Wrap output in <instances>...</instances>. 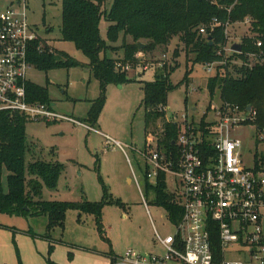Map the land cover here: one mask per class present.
<instances>
[{
    "label": "rangeland",
    "instance_id": "1",
    "mask_svg": "<svg viewBox=\"0 0 264 264\" xmlns=\"http://www.w3.org/2000/svg\"><path fill=\"white\" fill-rule=\"evenodd\" d=\"M18 1L0 0V12ZM112 3L107 0V10ZM26 5L27 21L35 28L42 46L63 52L75 62L73 67L48 72L32 66L26 80L46 91L47 103L53 104L55 113L79 123L56 120L25 124L26 164L44 161L63 166L55 187L41 183L40 197L34 200L92 204L107 200V204L99 214L101 231L94 214L74 209L65 212L62 227L52 228H47V216L36 213L34 206L22 215L0 213V264H119L116 257L128 250L160 255L162 249L155 244L154 232L165 236L174 229L166 208L145 187L144 164L138 154L143 151L145 133L142 87L160 76L168 78L175 89L167 97V118L187 116L198 122L206 114L205 119L212 120L220 98L217 91L212 97L207 91L210 74L204 64L194 63V56L186 53L177 38L167 47L139 52L135 61L125 63L119 49L110 56L115 65H126L127 81L108 84L101 102L99 82L88 60L72 43L61 40V2L26 0ZM106 27L102 21L103 39ZM226 31L227 49L243 37L252 36L247 20L230 22ZM226 52L227 57L233 54ZM185 73L187 82L183 81ZM89 119L94 120L92 130L87 126L91 125ZM161 124L163 119H158L148 130L159 132ZM240 130L244 164L250 166L254 155L264 158V144L256 142L259 132L253 127L243 126ZM105 137L118 142L121 148ZM166 193L177 206L173 189Z\"/></svg>",
    "mask_w": 264,
    "mask_h": 264
},
{
    "label": "trees",
    "instance_id": "2",
    "mask_svg": "<svg viewBox=\"0 0 264 264\" xmlns=\"http://www.w3.org/2000/svg\"><path fill=\"white\" fill-rule=\"evenodd\" d=\"M59 1L61 40L72 43L88 60V67L99 82L101 102L108 84L127 81L126 65H115L111 54L121 49L125 63L133 61L139 52L167 47L173 38H177L186 53L194 56V63L205 65L225 60L206 82L210 97L217 91L221 107L228 105L243 111L250 107L256 115L245 125L256 131L264 128V0H237L235 4V0H113L108 10L107 0ZM213 20L218 25L213 24ZM244 20L248 21L252 36L242 38L241 51L226 58L217 56L216 50L227 42L225 24ZM102 21L107 24L105 39L100 32ZM200 29L204 30L203 35L199 34ZM37 46L38 43L30 53V62L37 69L48 72L57 67L75 65L74 60L63 52L46 45L38 50ZM237 61L241 65L233 63ZM187 79L188 73H185L183 81L187 82ZM174 89L168 78L162 76L143 84L141 106L146 114L144 137L148 141L156 134L155 129L148 130L150 125L164 119V113L158 112L157 108L167 106L168 94ZM27 94L31 102L50 105L46 91L41 87L28 84ZM89 120L91 125L87 126L92 129L94 120ZM27 122L22 116L0 112V213L22 215L34 206L36 213L47 216V228H52L62 227L65 212L74 209L94 214L101 231L98 219L107 200L94 204L34 200L40 197L41 183L49 188L55 187L63 166L44 161L26 164ZM200 125L204 126V118ZM163 128L159 145L168 150L172 148L177 129L168 123ZM256 142H260L257 137ZM145 187L155 193L168 211L170 220L176 223L182 212L166 193L164 178L161 177L156 187L150 186L145 179ZM115 204L120 206L118 202Z\"/></svg>",
    "mask_w": 264,
    "mask_h": 264
},
{
    "label": "built area",
    "instance_id": "3",
    "mask_svg": "<svg viewBox=\"0 0 264 264\" xmlns=\"http://www.w3.org/2000/svg\"><path fill=\"white\" fill-rule=\"evenodd\" d=\"M212 23L218 25L216 20ZM37 43L40 50L42 41L27 21L26 0L0 12V112L22 116L28 122L79 124L55 113L51 105L28 100L26 74L33 66L30 53ZM226 51L236 53L227 49V43L215 53L226 58ZM224 63H206L205 70L214 76ZM166 107L158 106L157 111L164 113L163 124L153 140L144 137L143 151L138 154L146 181L156 187L163 177L166 189H173L178 197L176 205L182 215L176 223L170 220L174 232L165 236L154 232L160 255L128 250L115 260L119 264H264V158L256 154L253 165L246 166L238 135L255 112L250 107L243 111L218 105L212 120H206V114L202 117V127L201 120L194 122L187 116L167 118ZM166 123L177 129L168 150L159 145ZM258 132L257 139L264 144V128Z\"/></svg>",
    "mask_w": 264,
    "mask_h": 264
},
{
    "label": "water",
    "instance_id": "4",
    "mask_svg": "<svg viewBox=\"0 0 264 264\" xmlns=\"http://www.w3.org/2000/svg\"><path fill=\"white\" fill-rule=\"evenodd\" d=\"M143 45H140V48H142ZM230 50L236 53H239L241 51V45L240 43L232 44L230 47ZM53 106V104H51Z\"/></svg>",
    "mask_w": 264,
    "mask_h": 264
},
{
    "label": "crops",
    "instance_id": "5",
    "mask_svg": "<svg viewBox=\"0 0 264 264\" xmlns=\"http://www.w3.org/2000/svg\"><path fill=\"white\" fill-rule=\"evenodd\" d=\"M92 130V129H91Z\"/></svg>",
    "mask_w": 264,
    "mask_h": 264
}]
</instances>
